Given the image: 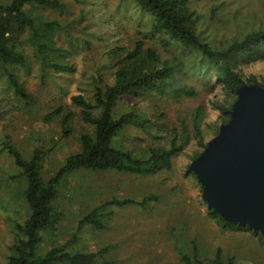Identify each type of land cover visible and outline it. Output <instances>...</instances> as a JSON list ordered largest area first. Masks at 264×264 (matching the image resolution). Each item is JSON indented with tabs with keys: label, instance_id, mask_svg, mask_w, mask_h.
Segmentation results:
<instances>
[{
	"label": "trees",
	"instance_id": "1",
	"mask_svg": "<svg viewBox=\"0 0 264 264\" xmlns=\"http://www.w3.org/2000/svg\"><path fill=\"white\" fill-rule=\"evenodd\" d=\"M98 1L0 0V104L17 101L25 106L33 105L34 98L21 78L25 72L29 76L35 73L41 83L47 82L51 75L74 74L78 68L73 59L84 53L83 61L93 73L89 76L88 68L82 72V77L88 76L90 80L88 89L79 90L80 94L69 98L90 131L79 137V152L66 158L52 176L45 178L43 174L45 152L34 150L25 158L10 137H4L2 147L19 172L13 179L20 178L25 185L22 197L27 208L25 220L12 226L14 241L9 247L7 264H115L107 257L109 247L91 253L76 244L86 229L93 232L106 229L104 219L110 215L109 207L134 202L111 199L86 210L70 238L60 243L64 216L56 202L68 178L81 171L155 175L169 170L170 158L180 153L190 140L196 141L199 148L193 154L194 161L207 146L205 133L211 132L215 137L220 126L229 122L238 91L245 85L264 89V77L258 81L251 76L244 81L240 74L242 66L264 60V29L213 47L203 41V33L199 32L200 16L192 8L195 0H118L114 13H120V9L135 12L138 19L132 37L122 39L117 25L119 39L110 42L109 32L99 30L100 26L92 22ZM74 6H78L76 13ZM105 7L109 10L107 3ZM213 11L216 14L217 9ZM113 17V14L105 17V25H111ZM162 50L165 56H161ZM200 62L203 64L198 66ZM195 70L203 72L202 80L207 85L211 75L230 99L214 104L218 112L216 122L207 123L204 109L198 106L190 115L191 130L184 121L179 126L161 123L164 113L154 109L161 100L196 96L195 88L185 83V78ZM149 95L151 114L137 106ZM126 99L136 103L121 111L120 106ZM59 116L63 117V131L67 135V123L72 115H64L62 106L53 110L47 119ZM128 128H135L155 140L165 138L168 146H149L140 153L126 150L118 144V139ZM189 174L195 178L190 170ZM152 199L137 204L143 206ZM207 214L222 230L251 234L264 249L261 234L228 224L210 209ZM181 260L184 264H201L199 248L195 247L191 255H183ZM214 264L234 262L227 259L225 263L218 249Z\"/></svg>",
	"mask_w": 264,
	"mask_h": 264
},
{
	"label": "rangeland",
	"instance_id": "2",
	"mask_svg": "<svg viewBox=\"0 0 264 264\" xmlns=\"http://www.w3.org/2000/svg\"><path fill=\"white\" fill-rule=\"evenodd\" d=\"M64 1L68 3L69 0ZM106 3L109 10L105 7ZM118 5V0H99L92 21L100 26L99 30L109 32L110 42L118 40V35L127 40L128 35L134 34L132 31L138 19L135 12L120 9V13H114ZM192 8L200 16L198 29L203 33V41L213 47L264 29V0H195ZM77 9L78 6H74V13ZM215 9L217 12L213 14ZM110 14L114 15L113 22L105 25L103 20ZM101 22L103 24L100 25ZM117 25L121 29L116 36ZM82 55L73 59L78 68L74 74L51 75L47 82L42 83L35 73L32 76L26 72L22 75L28 93L34 98L33 105L25 106L17 101L0 104V264H7L9 247L14 241L13 224L27 217L22 197L25 185L22 179H13L19 172L2 147L4 137H10L25 158H29L34 150L45 152V178L52 176L66 158L79 152V137L90 129L82 122L80 111L71 105L69 98L89 86L88 76L82 77V72L88 68ZM162 55H166L163 50ZM96 60L99 61V57ZM202 64L200 62L198 66ZM89 68L90 76L93 73ZM194 72L185 76V83L195 88L196 96L161 100L154 108L164 113L161 123L179 126L184 121L191 130L190 115L198 106L204 109L207 123L216 122L218 112L214 104L230 99L211 75L204 76L210 78L207 85L202 80L203 72ZM240 74L244 81L251 76L259 81L264 77V60L242 66ZM134 103L135 100L126 99L120 106L121 111ZM151 103L149 95L137 106L142 112L151 114ZM60 106L64 108V115H72L67 123V135L63 131L62 116L47 119ZM204 137L207 143L214 138L211 132L205 133ZM118 144L138 153L149 146H168L165 138L155 140L135 128L124 131ZM197 150L196 141L190 140L180 153L170 158L169 170L147 177L87 171L73 174L60 188L56 202L64 216L58 242L64 243L70 238L80 215L86 210L111 199L131 200L134 204L109 207L110 215L104 219L106 229L100 232L86 229L79 235L76 247L91 253L109 247L107 257L115 264H184L182 256L191 255L195 247L199 248L201 264H214L218 249L225 263L227 259H232L234 264H264V249L256 238L247 232L222 230L208 217L201 187L189 174L192 157ZM147 198L153 199L143 206L137 204Z\"/></svg>",
	"mask_w": 264,
	"mask_h": 264
},
{
	"label": "water",
	"instance_id": "3",
	"mask_svg": "<svg viewBox=\"0 0 264 264\" xmlns=\"http://www.w3.org/2000/svg\"><path fill=\"white\" fill-rule=\"evenodd\" d=\"M189 170L207 208L264 237V89L245 85L227 124Z\"/></svg>",
	"mask_w": 264,
	"mask_h": 264
}]
</instances>
